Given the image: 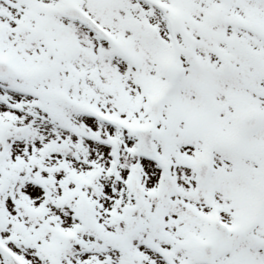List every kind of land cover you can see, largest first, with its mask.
<instances>
[{"label": "snow or ice", "instance_id": "obj_1", "mask_svg": "<svg viewBox=\"0 0 264 264\" xmlns=\"http://www.w3.org/2000/svg\"><path fill=\"white\" fill-rule=\"evenodd\" d=\"M0 264H264V0H0Z\"/></svg>", "mask_w": 264, "mask_h": 264}]
</instances>
